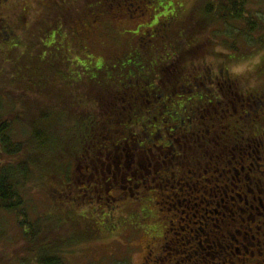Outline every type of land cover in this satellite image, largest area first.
Segmentation results:
<instances>
[{"label": "rangeland", "instance_id": "1", "mask_svg": "<svg viewBox=\"0 0 264 264\" xmlns=\"http://www.w3.org/2000/svg\"><path fill=\"white\" fill-rule=\"evenodd\" d=\"M64 1L67 4L60 12L54 4L46 7L42 3L47 2L28 0L30 7L24 15L26 20L16 22L15 31L18 29L16 34L19 36L0 44V113H11L14 108L20 118L15 122L11 118L8 120L10 129L13 128L10 138L13 142L25 143L32 124L39 123L37 130L41 138L45 136L48 141L41 149L30 148L24 153V157L35 158L41 164V167L31 168L34 176L20 189L26 214L31 221L38 220V223L33 228L28 225L20 228L13 212L0 210V264H35L39 256H50L54 252H58L62 264H156L165 253L160 254L159 249L150 247L155 255L147 256L145 260V246L150 241L155 243L152 237L165 228L167 216L171 219L175 213L169 208L166 214L165 209L168 208L164 205L168 206L165 199L161 203L166 192L155 197V201L147 195L137 200L118 201L113 209L102 204V200L88 204L85 201L88 191L74 187L73 182L67 190L65 185L58 184L65 178L58 171V166L61 165L65 176L75 170L64 153L68 154L66 149L75 145L77 137L82 135L78 128L80 125L83 127L82 122L91 124V116L102 121L103 109L112 101L104 98L107 91L102 92L101 88L91 87L86 91L83 87L94 77L99 78L94 82L95 86H104L109 79L117 77L118 68L128 62L142 61L148 43L142 44L139 34L154 27L158 21L156 27L161 28L158 33H162L166 30L164 24L161 27L162 21L170 17L169 29L162 33L167 34L164 39L167 43L160 36L154 38L152 45L146 47V54L159 57L156 60L160 65L178 56H183L181 63L186 61V65L205 60L214 71L222 66L228 68L239 81L242 91H264V0L248 2L249 19L259 27L250 35L244 33V22L220 24L216 31L213 29L214 33L206 20L207 10L215 0H149L146 6L130 16L122 4L105 11L101 19L94 22L93 11L97 3L93 0ZM10 3L15 4L10 17H15L12 14L20 7V0H10ZM105 9L109 10L108 7ZM237 33L241 36L237 37ZM259 37L261 41L258 43ZM231 44L232 50L227 47ZM215 46L219 47L221 54L226 51L227 56H220ZM119 48L124 50L125 57L127 53L128 56L121 57L120 62L110 59L108 54L115 55ZM101 62L111 68L101 73L96 67ZM233 68L241 71L237 74ZM92 96L103 101L94 107ZM91 107L95 108V113ZM42 115L48 120H40ZM109 119L112 122L114 117ZM94 137L99 140L98 133ZM83 139L81 136L80 141ZM44 165H51L57 175L50 176L52 169ZM111 194L117 195L118 192ZM72 198L77 200L72 201ZM233 198L236 199L235 195ZM181 211L177 218L171 219L173 227L178 226V218L181 219L179 225H186L184 215L187 211L180 216ZM206 217L213 218L207 214ZM197 221L199 218L196 225ZM102 223L110 226L111 230L102 231L99 226ZM24 235H35V241H26ZM198 237L204 242L201 235ZM248 239H239V245L232 244L243 247ZM208 246L202 244L205 251ZM203 258L206 259L205 255ZM179 261L177 256L172 260L175 264H183ZM206 262L218 264L219 260L213 258ZM232 262L236 263L235 260ZM162 264L172 263L164 261Z\"/></svg>", "mask_w": 264, "mask_h": 264}, {"label": "flooded vegetation", "instance_id": "2", "mask_svg": "<svg viewBox=\"0 0 264 264\" xmlns=\"http://www.w3.org/2000/svg\"><path fill=\"white\" fill-rule=\"evenodd\" d=\"M41 1L47 2L42 3L46 7L54 4L60 12L67 4L64 0ZM27 2L20 0V7L12 14L15 17H10L15 4L12 5L10 0H0V44L19 36L16 34L18 29L15 31L16 22L26 20L24 15L30 7ZM103 3L101 8L98 6L93 11V22L100 20L108 11L105 9L108 1ZM111 3L116 4L111 9L123 4L118 0ZM168 21L167 18L162 21L166 32ZM158 24L159 21L145 33L139 34L142 44L148 43L146 47L152 45L153 39L158 36L162 40L167 37L166 33L162 35L164 31L158 33L161 32V28L156 27ZM145 49L144 53L147 51ZM116 55L117 61L125 57L124 50L120 49ZM202 63L208 70L204 66L198 67L200 65L196 66V71L184 70V64L177 66L172 61L158 66V73L152 80L135 77L118 79L120 88L117 98L112 99L108 107L105 106L102 119L107 137L103 141L102 154L105 162L113 157L111 163L116 165L113 168L107 163V175L114 180L111 189L126 192L125 184L148 177L134 191L128 190L130 197L152 190L156 192L151 196L155 201V197L166 192L167 202H170L167 205L175 212L171 219L177 218L182 207L185 208L180 216L187 211L182 236L167 216L165 228L152 237L155 243L150 241L146 244L145 260L147 256L155 255L154 251L149 250L152 245L155 250L159 249L160 254L165 253L158 260L160 263L166 261L174 264V257L180 256L183 264H200L199 259L204 260L205 255L211 259L217 258L218 264H231L232 260L236 261L234 264H264V152L256 150L264 146V91H242L236 78L237 81H230L231 71L228 68L222 66L214 71L211 65ZM103 65L101 62L100 66ZM108 83L109 80L102 86L104 90ZM175 95L179 96V100L172 101V106L176 108L164 111L165 118L162 117L157 124V117L164 115L156 109L157 103L165 99L169 102ZM126 106L130 109L133 106L132 111L140 121V116H148L151 125L143 123L142 127L133 129L121 127L120 122L117 126L112 125L109 118L115 116V111L127 114ZM147 146L149 156L145 153ZM141 153L146 155L147 163L140 160ZM140 162L142 165H139ZM141 166H146V173L142 172ZM118 176L120 180L117 182L115 179ZM149 180L157 182V185H149ZM142 184L144 187L139 192L137 188ZM206 214L213 218L206 217ZM198 218L197 225L201 227L195 223ZM178 219L179 225L181 219ZM208 220L214 222L209 223ZM199 235L204 242H201ZM181 237L186 242L180 248L175 247ZM247 238L245 246H234L239 245V239L247 241ZM203 243L210 245L207 251L202 248ZM154 259L157 260V256ZM211 259L206 258L207 261Z\"/></svg>", "mask_w": 264, "mask_h": 264}, {"label": "trees", "instance_id": "3", "mask_svg": "<svg viewBox=\"0 0 264 264\" xmlns=\"http://www.w3.org/2000/svg\"><path fill=\"white\" fill-rule=\"evenodd\" d=\"M106 2V0H93L94 3H97V7L99 6V8H101L103 5L105 4L103 3ZM108 1V8L110 11L111 10V6L112 0H107ZM117 1V0H116ZM120 2H122L125 7L126 10L130 13L127 14V16L133 15L131 14L134 11H140V9L144 6L147 5V3H149V0H118ZM249 0H215L214 5L210 6L209 9L207 10V15H208V19L206 20V24L211 26V29L215 30V28L218 25H228L230 23L233 22H244L245 23V31L244 33L247 35L253 34L254 32H256L259 27L256 24L255 21H252L251 19H249V11H248V5H249ZM99 3V4H98ZM170 17H167V20H170ZM162 24L165 25V23L163 22ZM205 26V24H204ZM203 27V26H202ZM169 29V27H168ZM167 29V30H168ZM213 30V32L215 33V31ZM242 32V31H239ZM241 36V34L237 33V37ZM258 43L261 41V37H259L258 39ZM166 42V41H164ZM167 43V42H166ZM164 43V44H166ZM224 43V42H223ZM226 43V42H225ZM232 45V44H231ZM229 49H231L232 46H227ZM220 56L225 57L227 56L226 51H222L224 52V54L220 53L219 51V47L215 46L214 47ZM226 48V47H225ZM232 50V49H231ZM233 51H237V50H233ZM147 52V51H146ZM146 52L143 54L142 56V61H135L132 63H126V66H122L120 67V69H118V73H117V77L115 76L114 78L109 79L110 83L106 84V90H104V88L102 87H97L95 86V83L99 78L94 77L91 82H87L85 87H83L86 91L88 88H101L102 92L107 91L106 96H104V98L107 99H115L116 94L118 93V89L120 88V81L118 80L119 78L121 79H128V78H132L135 77L136 79L139 80H145V79H153L156 75V73H158V66H160V64L157 62L156 58L159 57H150V54H146ZM126 54V53H124ZM204 54V52H203ZM110 59L113 58V60H116V54L114 55L113 53L109 55ZM128 56V53L126 55V57ZM124 57V58H126ZM182 57L178 56L175 59H171L172 61H175V64H177V66H180V63L182 62ZM154 61L155 64H153ZM170 61V60H169ZM166 62L164 64L161 65H166L171 63L170 62ZM120 62V59L117 61ZM205 62V60L203 61ZM182 64H184V70H195L196 71V66L198 67H203L204 69L208 70L207 66L204 64L202 65L201 63H190L186 65V61L183 62ZM99 67L101 70V73H103L104 71H106L109 67L107 65H103V66H96ZM111 68V67H110ZM123 68V69H122ZM157 68V69H156ZM202 68V69H203ZM99 73L96 74V76H98ZM229 74V73H228ZM230 75V74H229ZM231 78L230 81L233 82L236 79L233 77V75H230ZM237 81V80H236ZM95 96L96 92H95ZM95 96H92L90 99L93 100V102L95 104V106H98V104L103 101L101 98H96ZM117 98V97H116ZM89 99L90 103L91 100ZM174 100L177 101L179 100V96L175 95L171 101L167 102V100L165 99L164 101H160L157 103V108L158 110H160V112H162L164 114V111H171L174 108H176L174 105V103H172V101ZM98 103V104H97ZM181 105V104H180ZM133 107V106H132ZM131 109L126 106V113L130 114V116H128L127 114L124 113H117L115 111V116H114V125L117 126L118 123L121 127L123 128H139L143 126V123H145V125H151V121L150 118L148 116H140L142 117L141 121L138 118V115H135L133 113V109ZM179 107V106H178ZM1 109V106H0ZM14 108L11 109V113L7 112V113H3L0 115V210H5V211H9V212H13L16 215L17 218V223L19 224V227L22 228L24 226H30V228H33L32 226H36V224L38 223V220L36 221H31L30 218L28 217V215L25 212L24 209V202L23 199L20 195V189L21 186L26 182L29 181L33 176H34V172L31 171V168L36 169V167L40 166L41 164L38 162L39 160H36L35 158H26L24 157V153L28 152V150L30 148H37V149H41L42 145H45L48 141L47 138L44 136L43 138H41V134L40 131H38V127H39V123L36 124H32L31 126V132H30V136L27 138V141L25 143H21V142H13L12 139L10 138V134H11V130L8 120L11 118V120L13 122L15 121H19L20 118L17 116L16 112L13 110ZM92 109V107H91ZM93 112L95 113L96 110L95 108L92 109ZM9 111V110H8ZM1 112V111H0ZM138 114V113H136ZM44 115L40 116L43 117ZM165 118V114L162 116H158L157 117V124L160 123L161 119ZM90 121L91 124L88 122L87 125H85L84 122L83 123V127L80 125V127L78 128V132H81L82 135L84 136V139L80 141V137H77V141L75 145L71 146L70 148L66 149V151L68 152V154L64 153V156L67 158V160H69V163H73L74 164V168L73 171L65 176L63 171H62V167L60 165V167L58 166V171L61 172V176L65 177L64 181H59L58 184H63L65 185V189L67 190V188L69 187L70 183L73 182V186H79L81 188V190L83 192L88 191V194L86 195L87 197L85 198V201H87L88 204H93V203H97V201H104L102 202V204L109 206H112L113 209H115L116 202L118 201H124L125 199H134L137 200L139 199V197L141 196H153L154 194H156V192L150 190V191H145L143 193V195L141 194V196H135V197H130L129 196V189H132L133 191L135 190V187L139 185V183L141 182H146L147 180L146 178L144 180H139L137 181H132L130 183L125 184L127 191L126 192H118L119 196L118 198L116 197L117 195L114 194L112 195L111 193H116L113 191L112 185H113V181L110 179V176L107 175V167L108 164L111 167H116V165H114L113 163H111V161L113 160V157H109V160L107 162H105L104 159V155L102 154V146H103V141L107 138L105 137V123L102 122L101 120H95L93 119V116L90 117ZM43 122L48 120V117H43V119H40ZM138 120V122H137ZM173 120V118H172ZM101 121V122H100ZM113 122V121H112ZM76 124H79L77 121L75 122ZM42 124V123H41ZM52 122L49 125V128L51 126ZM248 125V123L246 124ZM94 128V130H93ZM38 129V130H37ZM101 129V130H98ZM48 131V129H46ZM45 131V132H47ZM98 133L99 136V140L97 138H95V133ZM102 132V133H101ZM104 132V133H103ZM101 133V134H100ZM141 134V133H139ZM105 137V138H104ZM124 138V137H123ZM122 139V138H121ZM115 145H117L118 143L115 141L114 142ZM148 146L146 147V151ZM149 149V148H148ZM120 150V149H119ZM256 150H259V152L263 153L264 152V146L263 147H259ZM64 151V152H66ZM146 153L147 156H149V152ZM48 155V154H46ZM146 155L143 153L140 154V160L142 159V163H147L146 161ZM254 157V156H253ZM66 160V159H65ZM39 163V164H38ZM142 163L140 162L139 165H142ZM44 167L52 169L51 165L50 166H46L44 165ZM143 167V173H146V166H141ZM40 169V168H39ZM115 171V170H114ZM41 172V171H40ZM54 169H52V173L49 172L50 176H56V173H53ZM134 172V171H132ZM42 174H44V172H42ZM41 174V175H42ZM112 174V173H111ZM110 174V175H111ZM137 175H139V172L137 173ZM61 177V178H62ZM105 177H109V179H106ZM49 178V177H48ZM153 177H151L152 180ZM126 179H130L131 178H126ZM54 180V179H53ZM117 182L120 180L119 176L115 179ZM151 180H149L148 182H150ZM156 181V180H155ZM151 184L149 185H157V182H150ZM76 185V186H75ZM148 185V184H147ZM142 186L137 188V190L139 192L142 191ZM147 187V186H146ZM136 190V191H137ZM68 193V192H66ZM124 193V194H123ZM163 193V192H162ZM91 194V195H89ZM95 195V198L93 199ZM168 195V193H166V196ZM66 196V195H64ZM67 197V196H66ZM65 197V198H66ZM93 199V200H92ZM165 199V200H164ZM77 199L72 198V201H75ZM162 200H164V203L167 204V199L164 195V197L161 199V203ZM94 201V202H93ZM158 201H156L155 203H157ZM160 203V202H159ZM157 203V204H159ZM170 204V202H169ZM168 206V205H167ZM164 208H168L167 210L165 209L166 214L168 213V211H170L169 208L170 205L168 207H166L164 205ZM112 209V210H113ZM161 211V210H160ZM163 215V214H162ZM101 230L103 231V229L107 230H111L110 226H104V223H102L101 225H99ZM101 226H104L103 228ZM184 226L178 225L177 226V232L181 233V230L183 229ZM180 236H182V234H180ZM24 238L26 239V241H35V235H24ZM182 239L179 240V244H176L175 247L180 248V245L186 242V239H184L183 237H181ZM38 240V239H37ZM150 243V242H149ZM197 243V242H196ZM150 245V244H149ZM150 247H152V245H150ZM180 261H181V257L178 256ZM207 259H211L209 257H206ZM61 257L58 255V252H54L51 253L50 256H39L36 260H35V264H62L61 262ZM179 261V262H180ZM200 264H212V263H208L206 262L207 260H201L199 259ZM178 262V261H176ZM160 262H156V264H159ZM162 264V263H160ZM175 264V263H174Z\"/></svg>", "mask_w": 264, "mask_h": 264}, {"label": "clouds", "instance_id": "4", "mask_svg": "<svg viewBox=\"0 0 264 264\" xmlns=\"http://www.w3.org/2000/svg\"><path fill=\"white\" fill-rule=\"evenodd\" d=\"M252 63H255V61H252ZM233 71L238 74L241 71V69L240 68H233Z\"/></svg>", "mask_w": 264, "mask_h": 264}]
</instances>
